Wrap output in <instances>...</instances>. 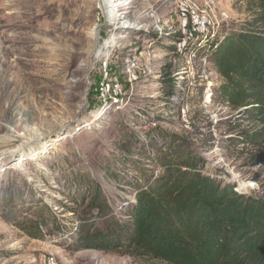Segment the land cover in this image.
<instances>
[{"label":"rangeland","instance_id":"obj_1","mask_svg":"<svg viewBox=\"0 0 264 264\" xmlns=\"http://www.w3.org/2000/svg\"><path fill=\"white\" fill-rule=\"evenodd\" d=\"M119 2L128 13L109 11ZM258 9V0H0V264H171L74 241L96 189L119 217L136 180L161 172L149 158L160 133L191 144L235 190L264 198V135L252 137L260 123L217 100L222 78L197 48ZM193 10L203 34L192 32ZM116 18L141 28L115 32ZM142 50L131 82L121 68ZM106 58L120 84L106 96L120 107L98 95ZM37 222L44 235L34 238Z\"/></svg>","mask_w":264,"mask_h":264},{"label":"trees","instance_id":"obj_2","mask_svg":"<svg viewBox=\"0 0 264 264\" xmlns=\"http://www.w3.org/2000/svg\"><path fill=\"white\" fill-rule=\"evenodd\" d=\"M258 1L251 20L204 45L222 78L217 100L260 123L252 137L264 135V0ZM159 136L164 142L149 158L161 172L146 184L136 180L135 198L125 199L119 217L96 189L77 249L125 246L171 264H264V198L211 174L205 158L176 134ZM257 160L264 162V152ZM40 224L28 231L34 238L44 235Z\"/></svg>","mask_w":264,"mask_h":264},{"label":"built area","instance_id":"obj_3","mask_svg":"<svg viewBox=\"0 0 264 264\" xmlns=\"http://www.w3.org/2000/svg\"><path fill=\"white\" fill-rule=\"evenodd\" d=\"M118 5H119L118 6L119 11H123V13H128L125 11H129V10L122 9L120 2L118 3ZM125 6H127V4ZM119 11L117 13H119ZM134 18L132 20L128 19V21H131V22L126 23V24H122V22L124 21L123 19L116 18L114 20L111 28L115 32L117 31L116 26L118 24H121L118 28H122V29H126L127 27L133 28V29L141 28L140 23L138 22L140 19L135 20ZM192 22H193V25H192L193 34H203L204 30H206L208 27L205 24V22L200 20L198 14L195 12V10H193V13H192ZM117 39H119V38H117ZM217 39H219V38H216L214 40H217ZM214 40H212L211 42H213ZM203 43H204V39L202 37L198 40L197 48L204 46ZM144 52H145V50L139 51V53L137 54L138 55L137 59L127 60L126 64H124V66L121 68L125 73H127L129 81H131V82L136 81L138 79L139 76L137 75V73L140 72V70L142 69V66H144V64H142L140 61L141 60L140 54H143ZM101 70L104 74L100 78V81L98 82V84H99L98 85V95L100 93L102 105L103 106L117 105L118 107H120V103L117 99L112 100V101H108V97L106 96V93H108L110 91H116L117 88H119V86H120L119 82L110 80V75L112 74L113 69H112L111 62L108 61V58H106L104 61H102Z\"/></svg>","mask_w":264,"mask_h":264},{"label":"bare ground","instance_id":"obj_4","mask_svg":"<svg viewBox=\"0 0 264 264\" xmlns=\"http://www.w3.org/2000/svg\"><path fill=\"white\" fill-rule=\"evenodd\" d=\"M111 6H113V5L111 4ZM118 6H119L118 3H115V4H114V7H113L112 9H109V11H117V10L119 11V7H118ZM118 11H117V12H118ZM125 37H126V36H120L119 38L122 39V38H125Z\"/></svg>","mask_w":264,"mask_h":264}]
</instances>
